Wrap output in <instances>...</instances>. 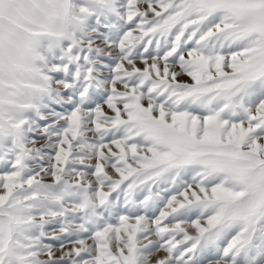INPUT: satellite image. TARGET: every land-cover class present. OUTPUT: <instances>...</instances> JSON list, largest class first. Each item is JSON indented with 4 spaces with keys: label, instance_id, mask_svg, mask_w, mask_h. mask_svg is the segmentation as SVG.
I'll return each mask as SVG.
<instances>
[{
    "label": "snow or ice",
    "instance_id": "1",
    "mask_svg": "<svg viewBox=\"0 0 264 264\" xmlns=\"http://www.w3.org/2000/svg\"><path fill=\"white\" fill-rule=\"evenodd\" d=\"M0 264H264V0H0Z\"/></svg>",
    "mask_w": 264,
    "mask_h": 264
}]
</instances>
